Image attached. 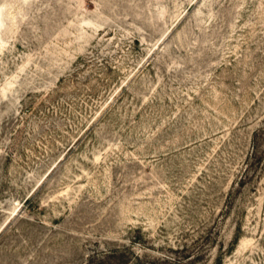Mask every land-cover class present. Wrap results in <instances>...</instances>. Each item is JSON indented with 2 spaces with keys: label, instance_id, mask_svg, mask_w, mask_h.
I'll list each match as a JSON object with an SVG mask.
<instances>
[{
  "label": "rangeland",
  "instance_id": "1",
  "mask_svg": "<svg viewBox=\"0 0 264 264\" xmlns=\"http://www.w3.org/2000/svg\"><path fill=\"white\" fill-rule=\"evenodd\" d=\"M123 247L264 264V0H0V264Z\"/></svg>",
  "mask_w": 264,
  "mask_h": 264
},
{
  "label": "trees",
  "instance_id": "2",
  "mask_svg": "<svg viewBox=\"0 0 264 264\" xmlns=\"http://www.w3.org/2000/svg\"><path fill=\"white\" fill-rule=\"evenodd\" d=\"M255 137H257L255 135ZM252 160L254 162L258 161V156L255 155V152L252 153ZM253 163H251L250 165H252ZM239 234V230L237 229L234 235V238L236 239L238 237ZM236 241V240H235ZM187 247V246H184ZM183 247V248H184ZM191 255H182L179 259L182 260H178L176 261V258H171L168 257L165 259L164 262L162 263H156L154 261H149L147 262V264H193L191 263L192 260L190 257ZM138 261V256L137 254L132 251V249H128V248H114L111 250H106L103 251L102 253H96L95 255H92L91 258L88 259V261L84 264H128L131 263L132 261ZM172 261V262H169ZM138 264H142L138 261ZM217 264H221V263H217Z\"/></svg>",
  "mask_w": 264,
  "mask_h": 264
}]
</instances>
